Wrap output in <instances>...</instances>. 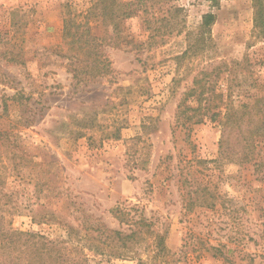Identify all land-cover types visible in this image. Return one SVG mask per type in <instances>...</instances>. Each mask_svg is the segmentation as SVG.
<instances>
[{"label":"rangeland","instance_id":"obj_1","mask_svg":"<svg viewBox=\"0 0 264 264\" xmlns=\"http://www.w3.org/2000/svg\"><path fill=\"white\" fill-rule=\"evenodd\" d=\"M88 1L0 0V217L54 236L59 225L42 221L78 225L84 217L128 231L110 212L121 205L166 236V264H264V163L254 164L264 162V144L248 164H216L220 127L178 126V105L199 68L178 66L185 32L141 52L108 46L113 83L74 79L59 49L61 5L83 10ZM147 1L161 13L181 7L190 30L214 12L212 62L244 64L234 100L264 95V41L253 37L252 0ZM143 20H126L125 34L146 40ZM96 30L104 34L101 25ZM142 258L152 264L151 255Z\"/></svg>","mask_w":264,"mask_h":264},{"label":"trees","instance_id":"obj_2","mask_svg":"<svg viewBox=\"0 0 264 264\" xmlns=\"http://www.w3.org/2000/svg\"><path fill=\"white\" fill-rule=\"evenodd\" d=\"M214 1L219 4L218 0ZM252 6L253 37L264 41V0H252ZM61 8L63 33L59 49L70 61L73 78L84 85L103 79L114 82L112 61L106 51L108 46L122 49L125 43L130 50L137 48L141 52L143 46L150 49L163 43L166 36L185 32L187 46L175 57L178 66L187 61L189 73L199 68L178 105V126L189 128L208 122L220 127L219 154L211 162L220 164L227 159L248 164L256 160V152L264 144V95L257 94L247 102L234 100L235 87L241 86L236 84L241 83L237 81L240 73L237 69L244 64L239 60L212 62L211 29L217 20L214 12L204 14L200 24L190 30L181 18V7H169L161 13L162 8L151 10L147 0H89L83 10L65 2ZM139 14L144 15L145 29L149 31L146 40L125 34V21ZM100 25L104 28L103 35L96 33ZM224 82L228 87H222ZM132 210L121 205L110 210L121 226H128V231L109 227L100 219L89 221L84 217L78 225L66 218L42 221L59 225L61 230H57L55 236L22 230L10 222L6 225L5 217L1 216L0 264H91L94 258H136L138 264H151L142 258V253L152 256V264H166L167 261H163L169 251L166 236L153 228L154 222Z\"/></svg>","mask_w":264,"mask_h":264}]
</instances>
